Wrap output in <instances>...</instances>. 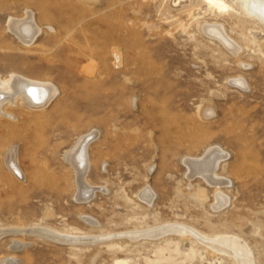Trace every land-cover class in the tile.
<instances>
[{"label":"rangeland","instance_id":"rangeland-1","mask_svg":"<svg viewBox=\"0 0 264 264\" xmlns=\"http://www.w3.org/2000/svg\"><path fill=\"white\" fill-rule=\"evenodd\" d=\"M222 1L232 9L0 0V80L16 74L55 89L40 110L2 105L0 260L234 264L207 243L229 238L264 264V24L243 0ZM27 14L39 30L29 45L10 29ZM205 24L224 28L238 54L204 34ZM87 135L80 179L66 157ZM208 150L224 156L218 189L186 163ZM216 192L227 198L221 209ZM168 228L187 235H150Z\"/></svg>","mask_w":264,"mask_h":264},{"label":"bare ground","instance_id":"bare-ground-1","mask_svg":"<svg viewBox=\"0 0 264 264\" xmlns=\"http://www.w3.org/2000/svg\"><path fill=\"white\" fill-rule=\"evenodd\" d=\"M206 3L211 8H215L221 11L223 10V12L226 9H232L228 4H226L222 0H206ZM242 4H243L244 9L247 11V13L252 18L264 24V0H243ZM10 29L13 33H15L18 36V38L23 43L27 45L32 43V41L35 39V37L37 36L39 32V30L36 29L34 25L31 14H27L26 19H24L23 21H19V22L13 21ZM200 29L203 31L204 34L218 40L221 44H223L226 48H228L234 55L238 54L239 49L231 42L230 39H228V37H226L224 30H223L224 28H222L221 26L215 25V24L213 25L205 24ZM233 81L232 83L236 82V84L242 86V81H243L242 79L236 80L234 82ZM54 95H55V89L51 85H48L42 82L30 81L28 79L19 77V75L16 76V74L9 75L8 79H4V80L2 79V81L0 80V116L6 115L4 112L1 111L2 105L5 103L14 105L16 101L19 100L20 101L19 103L25 105L28 108L40 110V109L45 108L48 105V103L51 101ZM88 135L84 137L83 139H81L80 141L78 140L79 142L77 146L73 148L67 154V157H66L68 160L67 162H69L70 165L73 167V169H75L80 179L84 177L85 172H87V169H88V164H87L86 155H85L86 153L84 152L87 143L91 139V137H89ZM219 153L220 152H218L217 150H208L201 158L190 159L186 162L189 172L195 175H200L203 180L205 179L207 183H209L211 186L214 185V187H216L217 189L220 187V185L223 184L222 180L219 179L215 173L216 168L219 167L217 165L221 161L220 158L221 157L224 158V156L219 155ZM9 162L12 163L13 161L9 160ZM13 165L14 164H12V166ZM13 168L16 170L15 167ZM215 196H216V201H215L216 207L215 208L216 209L223 208L227 204V198L223 196L220 192H216ZM139 197L149 205L153 202L152 201L153 194L151 193L149 189H144L140 193ZM44 232L47 233L48 236L50 235V237H55L51 231L45 230ZM168 232H173V234L175 233L178 234L180 232L182 236L187 235L184 233L183 230H179L177 228H172L170 230L168 228L165 233L161 232V234L159 233V231H156V232L152 231L150 232V235L152 236V238H157L160 236L163 237V235H165ZM56 237L58 238L62 237L63 239L66 237L68 238V236H62L60 234L59 236L57 235ZM191 237L194 238L193 236ZM74 239H83V238L74 237ZM85 239H88L87 242L93 240L92 238H85ZM196 239H199V238H196ZM204 239L206 241L208 240L206 238ZM203 243H206V242H203ZM207 243H210L209 245L216 251L227 254L229 257H231L234 264H252V260H251L248 250L243 246L242 243H240L239 241L235 239L233 240L229 238L228 239L220 238L219 240H213ZM13 259L12 258L1 259L0 264H8L7 262L9 260L13 261Z\"/></svg>","mask_w":264,"mask_h":264}]
</instances>
